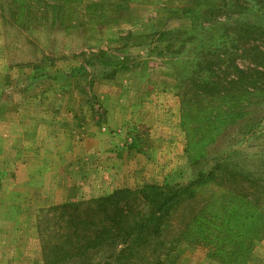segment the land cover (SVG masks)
Here are the masks:
<instances>
[{"label": "rangeland", "instance_id": "374dc122", "mask_svg": "<svg viewBox=\"0 0 264 264\" xmlns=\"http://www.w3.org/2000/svg\"><path fill=\"white\" fill-rule=\"evenodd\" d=\"M74 1L56 19L32 0L21 21V6L0 0V264H41V210L50 208L54 222L56 206L146 185L183 186L196 158V172H205L230 152L238 169L264 179V101L247 97L234 106V90L223 83L229 69L205 73L207 88L196 84L194 71L221 28L231 33L264 19V2ZM187 8L193 13L185 15ZM246 63L237 61L240 69ZM35 82L38 104L35 90L24 89ZM4 85L16 87L7 92L16 101L12 113ZM237 106L247 114L234 122L228 115ZM224 187L213 181L182 204L132 264H264V216L226 240L210 216L240 201ZM246 204L264 212L262 197Z\"/></svg>", "mask_w": 264, "mask_h": 264}, {"label": "trees", "instance_id": "16d2710c", "mask_svg": "<svg viewBox=\"0 0 264 264\" xmlns=\"http://www.w3.org/2000/svg\"><path fill=\"white\" fill-rule=\"evenodd\" d=\"M30 1L32 0H12L11 2L21 6L19 7L21 13L17 14L21 21L30 17L31 11L28 10ZM35 1L43 6L44 11L51 10L56 19L59 14L57 11H62L63 6L76 2L74 0ZM55 1L58 3L49 4ZM194 1L198 3L200 0H192L193 3ZM253 1L261 3L260 0ZM261 1L264 2V0ZM262 8L264 12V3ZM183 12L185 15H190L193 10L187 8ZM253 12V9L249 11L251 16H254ZM67 15L66 12L65 14L61 12L60 18H67ZM217 20L219 22V19ZM218 22L212 21L215 25ZM235 28V30L231 29V33H228V29L221 28V37L211 45L212 47L205 45L202 48L203 52L194 67L197 74L196 84L207 88L210 85L203 80L205 73L226 67L231 73L223 83L228 86L227 90H234L235 95H232L236 96L234 106L247 97L258 96L259 101L263 102L264 87L261 79H264V19L258 24L235 26ZM238 60L247 62L244 69L239 68ZM215 85L218 84L214 83ZM220 90L225 91L226 87L223 86ZM239 93L241 98H237ZM251 101L255 105V101L252 99ZM244 114L247 113H243L237 106L236 111L228 117H232L235 122ZM208 140L212 142L214 138ZM229 153L218 157L213 166L205 172H196L200 160L194 159L195 174L192 180L183 186L146 185L136 190H119L110 196L85 203L56 206L52 211L58 210L59 215L54 222V217L48 218L50 208L41 210L38 221L42 227L40 231L45 233L43 239L41 238V264H57L59 261H61L59 264L65 261L69 264H132L140 260L142 250L164 235L169 227L168 219L171 214L182 204L193 200L198 191L216 180L221 181L225 186V192L240 197L239 203L231 199L210 213V216L218 217V226L225 235V240L236 228L239 231L245 227L256 228L257 222L263 219L264 212L260 207L258 211H250L247 208L248 204L244 205V201L248 202L249 198L257 203L260 197L264 198L262 173L250 174L242 167L238 169L239 164ZM197 219L206 220L202 215ZM89 252L99 255L97 256L99 260L88 257L86 254Z\"/></svg>", "mask_w": 264, "mask_h": 264}, {"label": "crops", "instance_id": "0c3cea01", "mask_svg": "<svg viewBox=\"0 0 264 264\" xmlns=\"http://www.w3.org/2000/svg\"><path fill=\"white\" fill-rule=\"evenodd\" d=\"M28 75H26L25 76V79H26V77H27ZM29 76H31V77H34L35 75H34V73H32V74H30ZM32 79V78H31ZM5 86V85H4ZM20 86H22V87H24V85H20ZM6 87V86H5ZM19 87V86H18ZM0 88H2L1 86H0ZM16 87H14V85L12 86V87H6V89H4V87H3V89L2 90H6V92H5V101H6V103L10 106L9 107V110H10V112L9 113H12V112H14V110H13V108H11L12 106H14L13 104H14V102H16L11 96H9L8 94H7V92L9 91V90H13V89H15ZM40 88H41V86H39V84L37 83V82H35V83H33L32 85L29 83V85H27V87L26 88H24L27 92H29L30 90H35V92H36V94H35V98H33V99H36L37 98V101H36V104H38L39 103V100H41V91H40ZM10 92V91H9ZM30 94V93H29ZM25 98V100H29V99H32L30 96H26V97H24ZM41 114H42V112H41Z\"/></svg>", "mask_w": 264, "mask_h": 264}]
</instances>
